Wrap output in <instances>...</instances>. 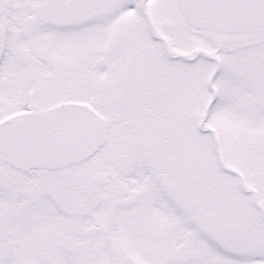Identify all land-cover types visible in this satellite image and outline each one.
I'll return each mask as SVG.
<instances>
[{
    "label": "snow or ice",
    "instance_id": "1",
    "mask_svg": "<svg viewBox=\"0 0 264 264\" xmlns=\"http://www.w3.org/2000/svg\"><path fill=\"white\" fill-rule=\"evenodd\" d=\"M0 264H264V0H0Z\"/></svg>",
    "mask_w": 264,
    "mask_h": 264
}]
</instances>
